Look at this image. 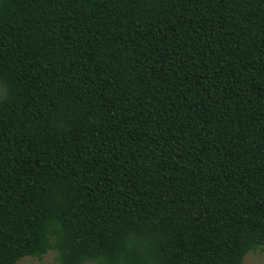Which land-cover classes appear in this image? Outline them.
I'll return each instance as SVG.
<instances>
[{"label":"trees","instance_id":"obj_1","mask_svg":"<svg viewBox=\"0 0 264 264\" xmlns=\"http://www.w3.org/2000/svg\"><path fill=\"white\" fill-rule=\"evenodd\" d=\"M0 85V264L264 247V0H0Z\"/></svg>","mask_w":264,"mask_h":264},{"label":"rangeland","instance_id":"obj_2","mask_svg":"<svg viewBox=\"0 0 264 264\" xmlns=\"http://www.w3.org/2000/svg\"><path fill=\"white\" fill-rule=\"evenodd\" d=\"M3 87L0 85V97L3 95ZM244 264H264V247L255 251H249L243 258ZM14 264H57L56 251L47 250L40 256H24ZM88 264V263H84Z\"/></svg>","mask_w":264,"mask_h":264}]
</instances>
